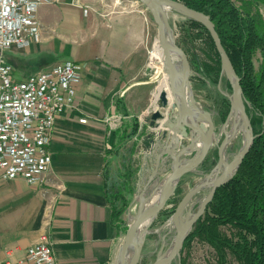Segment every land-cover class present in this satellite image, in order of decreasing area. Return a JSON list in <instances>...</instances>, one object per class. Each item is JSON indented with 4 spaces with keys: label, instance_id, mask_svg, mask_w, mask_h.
<instances>
[{
    "label": "crops",
    "instance_id": "crops-1",
    "mask_svg": "<svg viewBox=\"0 0 264 264\" xmlns=\"http://www.w3.org/2000/svg\"><path fill=\"white\" fill-rule=\"evenodd\" d=\"M78 1L38 5V40L4 55L15 78L63 61L78 66V77L72 104L54 117L42 182L0 180V264H28L18 261L42 231L55 264H112L124 228L110 220L102 170L107 163L116 168L133 144L136 172L129 207L135 210L137 189L155 166L156 140L152 147L142 144L143 136L155 130L140 118L155 108L163 80L160 69L147 64V53L157 44L152 20L135 3L118 2L112 9L114 1ZM133 118L136 133L122 138L128 131L121 132L123 125Z\"/></svg>",
    "mask_w": 264,
    "mask_h": 264
},
{
    "label": "water",
    "instance_id": "water-1",
    "mask_svg": "<svg viewBox=\"0 0 264 264\" xmlns=\"http://www.w3.org/2000/svg\"><path fill=\"white\" fill-rule=\"evenodd\" d=\"M145 7L155 25V41L160 49V71L165 87L158 88L153 100L155 108L147 109L140 118L155 132L147 133L142 138V144L159 151L155 166L146 181L136 194V206L126 224L120 244L116 250L112 264H137L142 240L147 228L158 217L166 202L173 194L180 177L193 171L203 161L208 149L215 145L216 163L199 180L187 189L175 204L170 220L174 226V234L169 247L150 264H169L175 259L180 263L182 242L190 231L193 223L202 215L206 204L210 201L215 189L226 182L234 173L253 139L248 116L244 110L241 97L239 78L235 74L230 61L220 43L212 22L201 12L193 10L178 0H134ZM172 8L187 19L199 23L207 31L214 49L218 55L219 67L227 81L230 93L225 95L228 110L222 123L214 131L211 112L200 108L197 104L189 83V65L183 53L174 45L168 28L163 19V9ZM173 53L180 57L179 64L173 62ZM216 128V126H215ZM240 134L241 145L231 158L227 160L225 147ZM221 139L218 141L219 137ZM167 170V172H165ZM165 174L160 181L146 189L154 177ZM203 188L207 192L201 197L196 209L186 213L181 220V213L191 198ZM133 201H131L132 203ZM150 203L146 205V203ZM140 229V230H139ZM136 232L141 236L134 240ZM131 249L128 258V251ZM167 256L163 258V255Z\"/></svg>",
    "mask_w": 264,
    "mask_h": 264
},
{
    "label": "trees",
    "instance_id": "trees-1",
    "mask_svg": "<svg viewBox=\"0 0 264 264\" xmlns=\"http://www.w3.org/2000/svg\"><path fill=\"white\" fill-rule=\"evenodd\" d=\"M178 1L206 15L212 22L239 78L240 94L253 134L249 149L231 177L215 189L202 215L183 240L180 252L190 241L197 239L213 250L217 264H225L227 253L238 264H264V0H238V3L232 0ZM189 23L204 32L213 62L206 63L192 56L188 59L189 67L202 79L216 82L220 68L213 43L202 25L192 20ZM256 52L258 60L254 67L252 56ZM227 86L229 88L228 83ZM220 105L225 108L219 107L218 113L219 120L223 121L228 109L227 99L222 97ZM127 128L122 138L136 133V118L123 125L121 132ZM132 147L133 144L125 155H120L116 168L107 163L102 170L110 220L122 227L120 215L129 205V197L134 191L132 181L136 166L131 161ZM212 162L207 158L202 168L209 169ZM222 226L229 228L227 234L222 232Z\"/></svg>",
    "mask_w": 264,
    "mask_h": 264
},
{
    "label": "built area",
    "instance_id": "built-area-1",
    "mask_svg": "<svg viewBox=\"0 0 264 264\" xmlns=\"http://www.w3.org/2000/svg\"><path fill=\"white\" fill-rule=\"evenodd\" d=\"M54 1L0 0V180L19 177L29 184L42 182V173L50 162L47 146L54 117L73 102V82L78 77V66L73 62L63 61L50 69L15 78L12 66L2 56L11 48L23 49L38 40L36 8ZM118 4L112 3L111 8ZM117 118H113L114 122ZM78 121L83 123L84 119ZM22 261L55 264L45 231L27 246L18 262Z\"/></svg>",
    "mask_w": 264,
    "mask_h": 264
},
{
    "label": "rangeland",
    "instance_id": "rangeland-1",
    "mask_svg": "<svg viewBox=\"0 0 264 264\" xmlns=\"http://www.w3.org/2000/svg\"><path fill=\"white\" fill-rule=\"evenodd\" d=\"M109 1L112 2L114 1V3L115 1L117 3L121 2V4L122 3L125 4V5L122 4L125 7H128V3H135V5H137L138 7L144 9L145 14L148 15V17L150 18V15L145 9V7L137 1L134 0H109ZM232 1L238 3V0H232ZM162 15H163L164 23L168 28L169 35L174 45L183 53L187 61L188 59L192 58V56H195V58L198 59L199 61H204L206 63L213 64L211 60V50L207 45L206 36L201 29L192 26L189 23V20L185 16H183L182 14H180L179 12H177L172 8H164ZM151 32L155 37V25L153 22L151 23ZM150 48L151 47H149V49ZM3 55H5V52L2 53V56ZM172 55H173V62L175 64H179L180 62L179 55L177 53H173ZM147 57H148V53H147ZM257 60H258V53L256 52L252 56V63L254 67H256L257 65ZM148 65L153 66L151 65L150 61H148ZM155 67L160 68V63L158 64V67L157 65H155ZM195 73L196 72H194L189 67L190 87L192 89L194 98L197 104L200 106V108L206 109L208 111H216L217 107L220 108L222 107V109L224 110L225 108L222 105H220V100L222 99V97L226 98L225 95H228L230 93V89L227 86V82L224 78L222 71L219 69L216 82H210L206 78L202 79L200 76H198ZM161 77H163L162 73H161ZM158 79L160 80V78ZM161 84L163 87L164 80H162ZM219 122H221L219 118L215 117L214 124L216 127L219 126ZM240 145H241V137L240 139L237 137L232 141V144L228 146L226 150L227 156L228 154L232 155L233 153H235ZM230 157L231 156H228L227 159H229ZM203 173H207V172H203ZM164 174L165 172L162 173L160 176L154 177V180L151 181V183H149L145 192L149 190V187L155 186L160 181V179L163 177ZM202 177L203 176L198 172H193V173L188 172L180 177L173 194L166 202L163 210L158 215V217L151 223V225L147 228L148 232L144 234L137 264H150L152 261L155 260L156 257L163 254V252L167 250L170 241L172 239V236L174 234V226L170 220V214L175 204L179 200V198L183 195V193L187 189H189L193 184L199 182V180H201ZM141 186L138 187L137 193L139 191V188H141ZM177 190L179 191L177 192ZM207 190H208L207 188L200 189L191 198V200L188 202V204H186V206L182 210L180 217L181 220H183L187 216L186 215L187 212L192 213L196 209L201 197L207 192ZM134 200H136V195L134 197ZM130 204H131V200L126 210L124 211L125 221H122L124 230L134 210L132 207L131 208L129 207ZM168 209H171V211L168 212ZM221 230L226 234L229 232V228H227V226H222ZM215 260L216 257L213 250L207 244L197 239H193L192 241H190L188 245L185 246L180 252L181 264H217ZM169 264H176L175 259H172V261H170ZM225 264H238V263L233 259V257L230 254L227 253L225 256Z\"/></svg>",
    "mask_w": 264,
    "mask_h": 264
},
{
    "label": "flooded vegetation",
    "instance_id": "flooded-vegetation-1",
    "mask_svg": "<svg viewBox=\"0 0 264 264\" xmlns=\"http://www.w3.org/2000/svg\"><path fill=\"white\" fill-rule=\"evenodd\" d=\"M228 110V109H227ZM211 112V118H212V121H213V123H214V119H215V117H218V113H219V107H217L216 108V111H210ZM227 113V112H226ZM226 115V114H225ZM224 118H225V116H224ZM224 118H223V120H224ZM222 123V121L221 122H219V125ZM216 129H217V127L215 128V124H214V131H216ZM240 134L239 133H236V135H235V137L231 140V142L225 147V156H226V158L228 157V156H231L230 154H228V156H227V154H226V150H227V148H228V146L230 145V144H232V141L234 140V139H236L237 137H239V139H240V136H239ZM221 139V136L219 137V139H218V141ZM230 153V152H229ZM207 158H209V160H212L213 162H212V164L210 165V167H209V169H207V170H205V169H203L202 168V164H203V162L207 159ZM231 158V157H230ZM229 158V159H230ZM229 159H227V160H229ZM215 163H216V152H215V145L214 144H212L211 146H210V148L208 149V151H207V153H206V155H205V157H204V159H203V161L196 167V169H194L193 171H191V173H193V172H198V173H200L202 176H204L206 173H203V172H208L210 169H211V167H213L214 165H215Z\"/></svg>",
    "mask_w": 264,
    "mask_h": 264
},
{
    "label": "bare ground",
    "instance_id": "bare-ground-1",
    "mask_svg": "<svg viewBox=\"0 0 264 264\" xmlns=\"http://www.w3.org/2000/svg\"><path fill=\"white\" fill-rule=\"evenodd\" d=\"M148 54H149L148 56H150V58H151V59H149L151 65L155 64V65H157V67H158V64L160 63V60H161L160 49H159L158 44L155 43L153 49H152ZM158 68H159V67H158ZM151 203H152V202H150V203L147 202L146 205H149V204H151ZM139 230H140V229H139ZM140 236H141V232H140V233H139V232H136L134 240L137 241V239H138ZM130 253H131V249L128 251V258H129V256H130ZM166 256H167V253H165V254L163 255V258L166 257Z\"/></svg>",
    "mask_w": 264,
    "mask_h": 264
}]
</instances>
